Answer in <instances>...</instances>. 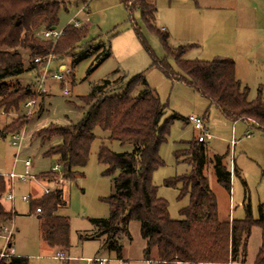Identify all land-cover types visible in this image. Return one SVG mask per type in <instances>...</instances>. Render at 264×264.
Returning a JSON list of instances; mask_svg holds the SVG:
<instances>
[{"label":"trees","instance_id":"obj_1","mask_svg":"<svg viewBox=\"0 0 264 264\" xmlns=\"http://www.w3.org/2000/svg\"><path fill=\"white\" fill-rule=\"evenodd\" d=\"M66 0H0V111L18 113L35 98L37 86L22 85L19 77L29 70L42 71L46 59L57 55L72 58L75 66L81 59L95 55L97 61L110 57V44L92 40L81 44L87 37L88 27L68 24L63 35L54 42L43 33L59 23V12ZM129 11H139L145 24L159 35L167 52L172 55L180 72H175L167 60L153 56V65L173 81H182L216 105L222 115L232 122L242 120L250 129L264 134V98L262 90L250 100L249 87L243 86L236 75L232 58L217 57L212 60L185 59L194 44L172 47L168 33L155 27L157 7L147 0H120ZM138 31V30H137ZM140 35V32H137ZM78 49V50H77ZM149 51H151L148 48ZM39 57L41 61L35 62ZM91 68L90 70H92ZM70 73H72V68ZM41 78V77H40ZM39 77L37 81L39 83ZM110 80L96 86L90 95L83 96L87 106L84 116L68 126L52 125L40 129L36 135L43 144L55 137L61 143L49 148L45 156H58L61 176L73 180L83 175L96 139L94 130L108 132L110 141L131 143L132 151L117 152L102 142L98 149V162L105 167L104 174L113 176L114 193L105 201L109 204L107 218H90L99 235H106L105 248L122 256L123 237H131L128 225L140 222V233L146 241L144 256L158 264H245L252 229H261V243L254 264H264V205L259 216L252 217L250 206L247 216L226 220L219 215L218 200L210 187L206 169L212 165L218 182L230 193L232 173L224 164V155H208L205 142L194 138L183 142L184 148L175 152L177 160L189 163V173L165 180V185H181L180 196L189 195V204L180 211L179 219L169 213V203L158 195L153 181L154 172L164 165L160 147L167 141L175 114L161 122L166 105L156 91L145 84L140 73L126 81L120 94H106ZM36 86V87H34ZM43 109H39L41 113ZM27 123L26 115L12 119L0 129V136L19 134ZM52 170L40 177H50ZM7 180L0 175V197L7 191ZM31 201V212L38 215L43 240L51 245L68 249L70 218L58 214L65 204L63 190L56 188ZM40 209V212H37ZM16 212L5 208L0 200V233L2 226L12 223ZM7 246L10 247L11 239ZM0 264H29L27 257L0 256Z\"/></svg>","mask_w":264,"mask_h":264},{"label":"rangeland","instance_id":"obj_2","mask_svg":"<svg viewBox=\"0 0 264 264\" xmlns=\"http://www.w3.org/2000/svg\"><path fill=\"white\" fill-rule=\"evenodd\" d=\"M147 1L156 5L155 27L168 33L172 47L194 44L185 54V59L232 58L238 65L239 77L250 86L249 99L258 97L260 84L263 91L261 96L264 98V58L259 59L258 68H250L252 63L246 55L240 57V52L233 47L232 41L239 32L238 27H248L250 23V26L262 27V16L247 25L238 19L241 14L264 15V0ZM235 14L237 23L232 16ZM75 22L88 27L87 37L81 44L103 40L107 45L110 44V57L98 62L95 55L88 56L73 66L71 57L61 59L52 55L44 83L46 92L35 96L34 112L28 114L24 107L18 113L8 115L0 111V129L5 122L7 125L14 118L22 115L27 117V123L19 135V147L13 144L12 134L0 136V175L7 180L8 189L0 200L6 209L16 212L13 223L7 225L14 231L12 245L16 252L28 257L29 264H61L52 256L58 247L48 246L41 236L40 221L38 215L31 212L30 201L42 197L45 189L56 188L63 190L65 204L58 209V214L70 218V249L76 260L82 256L93 257L100 248L99 240H81L79 236L80 233L94 229L90 218H107L110 215V207L105 199L114 193L113 176L104 174L105 167L97 158L98 149L102 142L117 152L132 151L133 145L110 141L108 132L96 128V139L92 143L88 164L82 170L83 175L66 180L61 176L58 156L44 155L49 148L60 144L61 139L55 137L43 144L36 132L52 125L68 126L77 123L87 108L82 100L83 96L90 95L96 86L104 84L106 80L112 83L106 94H120L125 89L126 81L140 73L144 74L145 84L153 88L161 102L166 105L161 122L175 114L178 116L171 124L167 141L160 147L164 165L153 175L158 195L169 203L170 216L173 219L181 218L180 211L189 204L188 194L180 196L181 185L167 186L165 180L185 175L192 169L189 163L177 160L175 152L184 148L183 142L198 137L200 132L188 122L190 116H195L205 120L208 129L205 144L209 157L214 154L224 155V164L228 169L232 173L234 169L237 171V174L232 175L230 193L218 182L212 165L205 171L218 200L220 218H245L248 206L251 208L252 217L257 218L260 206L264 205V134L250 129L242 120H228L216 105L210 104L193 87L182 81L171 80L154 66L153 56L158 60H167L175 72H180L174 57L167 52L157 32L145 24L139 11L129 12L120 0H66L61 6L59 23L55 28L63 30L69 23ZM62 65L67 69L72 68V73L63 72ZM91 68L93 69L90 70ZM55 73H63L64 79H54L52 76ZM41 76L42 71L29 70L19 79L22 85L32 83L37 86L36 78ZM65 90L69 93L66 94ZM39 109L43 111L38 113ZM27 159L32 163L28 177L24 181H13L14 200H10L7 194L11 191L12 184L8 175L12 172L16 175L25 174L24 162ZM51 170L53 174L50 177L38 178L39 174ZM24 195L31 199L24 201ZM129 228L133 238V250H139L143 243L140 222L131 221ZM260 243L261 229L255 226L249 238L245 264H254ZM6 244V234L2 233L0 250ZM107 255L105 256L108 257ZM78 262L87 264L86 261Z\"/></svg>","mask_w":264,"mask_h":264},{"label":"crops","instance_id":"obj_3","mask_svg":"<svg viewBox=\"0 0 264 264\" xmlns=\"http://www.w3.org/2000/svg\"><path fill=\"white\" fill-rule=\"evenodd\" d=\"M232 16H234L233 17L234 22L237 23V14L232 15ZM260 16H262V18L264 17V15H258V14L257 15H255V14H253V15L241 14L239 16L238 21L242 20L244 23L246 22L245 24L247 25L248 22L249 23L250 22H252V23L255 22L257 17L260 18ZM250 25H252V24L250 23L248 25V27H238V31L239 32L234 35V37H233L234 40H232V41H234L233 42V47L238 49V51L240 52V57H243L244 55H246L248 61L250 63H252L250 65V68H255V67L258 68L259 67V63H258L259 59L261 58V60H262V58H264V24L262 25V27H259V28L253 27V26H250ZM232 41H230L231 45H232ZM255 51H256V53H255ZM235 64H236V62H235ZM61 68L63 69L64 65H62ZM236 75H237V78L241 81L243 86H248L249 87V92H250V86L247 83L244 82L243 78L241 79L239 77L238 65L237 64H236ZM259 89L262 90V85L261 84L258 87V91H259ZM248 98H249V95H248ZM5 124H6V122L4 123V125ZM4 125L2 127H4ZM247 134H249L248 131H247ZM7 209L9 210V208H7ZM129 225H130V223H129ZM129 225H128V230L130 229ZM11 226H12V224H11ZM93 228L94 229L91 230L90 232L80 233V235H79L81 240H90V239L93 240V239H95V240H99L100 241V248L94 253L93 257H91V256H88V257L82 256L78 260H76V256L73 255L72 249H70L71 248V245H70V247L68 249L58 247V250L55 253L52 254L53 258L56 259V260H59L61 262V264H79L78 261H83V262L86 261L87 264H98V260L99 259H107L108 260V264H111V263H114V264H145L146 258L144 256L143 251H144V248H145V245H146V241L143 238H142L143 243L141 244L139 250H135L134 251L133 247H132L133 245L131 243L133 238L130 237V239H129V238L123 237L121 239V243H122V246H123V248H122V256H121V258H118L116 256L115 252L109 251V250H107V248H105L104 242L106 240V235H102V234L99 235L98 232H97L96 227L94 226ZM12 231H13V229H12ZM129 232H130V230H129ZM13 235H14V231H13ZM125 240H127V241H125ZM11 245H12V239H11ZM47 245L50 246V247H53V248L54 247L57 248V246H51L49 244H47ZM12 247H13V245H12ZM60 251H64L66 253V255L68 256V259L62 260V259L57 258L56 257L57 253L60 252ZM104 253L108 254L107 255L108 257H106L105 256L106 254H104ZM15 255L26 257L25 255L17 253L16 250H15ZM151 263L158 264L155 260L151 261L150 264Z\"/></svg>","mask_w":264,"mask_h":264},{"label":"built area","instance_id":"obj_4","mask_svg":"<svg viewBox=\"0 0 264 264\" xmlns=\"http://www.w3.org/2000/svg\"><path fill=\"white\" fill-rule=\"evenodd\" d=\"M86 4H84L85 6ZM75 26H79V23L78 22H75L74 23ZM44 37L45 38H49V39H52L54 42H56L62 35H63V30H57L56 28H52L50 30H47L43 33ZM47 61H46V65L43 69V74L41 76V78L39 79V83L37 85V88H36V96L40 95L42 92H46L45 91V88H44V83H45V77L48 73V62L52 59V55L48 56L47 57ZM41 61V58L37 57L35 59V62H39ZM63 72H68L70 73L71 69H67L65 66L64 68L62 69ZM54 79H57V80H63L64 79V74L63 73H55L53 74L52 76ZM65 93L68 94L69 91L68 90H65ZM36 106V98H33L31 100H29L26 104H25V108L27 109L28 111V114H32L34 112V108ZM188 122L192 123L194 125V127L200 132L199 133V136H198V141L200 142H204L206 140V138L208 137V129H207V126H206V123H205V120L200 118V117H195V116H190L188 118ZM20 133L19 134H14L12 135V139H13V144L16 145L17 147L20 146V142H21V138H20ZM25 167H26V173L23 174V175H16L15 173H10L8 175V177L10 178L11 180V191L7 194V198L10 199V200H14V193H13V181L15 179H20V180H25L27 179L28 177V173H29V170H30V167L32 165L31 163V160L30 159H27L25 162ZM51 190L50 189H45L44 190V194H47L49 193ZM22 199L26 202H28L31 197L30 196H22ZM41 210L40 209H37V212H40ZM8 227L7 225L6 226H2V233H5L6 234V240H7V244L8 242L10 241V238H11V235L13 233L12 229ZM0 233V235L2 234ZM7 244L0 250V256L1 257H8V256H11V255H15V249L10 246L8 247ZM57 258L59 259H62V260H66L68 259V256L66 255V253L64 251H60L57 253ZM151 260H146L145 264H150ZM98 264H108V260L107 259H99L98 260ZM228 264H238V263H235V262H229Z\"/></svg>","mask_w":264,"mask_h":264}]
</instances>
